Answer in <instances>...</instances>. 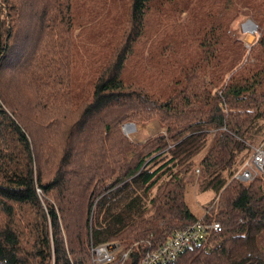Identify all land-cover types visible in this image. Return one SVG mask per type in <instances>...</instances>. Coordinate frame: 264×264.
I'll return each mask as SVG.
<instances>
[{"label":"trees","instance_id":"obj_1","mask_svg":"<svg viewBox=\"0 0 264 264\" xmlns=\"http://www.w3.org/2000/svg\"><path fill=\"white\" fill-rule=\"evenodd\" d=\"M155 120L144 142L122 131ZM248 143L264 145V0H0V264H93L111 241L138 264L199 219L222 230L172 264H264V173L235 177Z\"/></svg>","mask_w":264,"mask_h":264},{"label":"built area","instance_id":"obj_2","mask_svg":"<svg viewBox=\"0 0 264 264\" xmlns=\"http://www.w3.org/2000/svg\"><path fill=\"white\" fill-rule=\"evenodd\" d=\"M130 125H127L128 128ZM129 131V129H127ZM131 130V129H130ZM252 154L235 177L247 181L260 173H264V145L248 143ZM202 168L195 167L191 175L197 181L202 176ZM222 230L218 221L199 219L170 234L164 242L150 248L142 256L138 264H172L187 249L202 244L213 232ZM93 264H123L129 251H125L117 241L92 244Z\"/></svg>","mask_w":264,"mask_h":264},{"label":"rangeland","instance_id":"obj_3","mask_svg":"<svg viewBox=\"0 0 264 264\" xmlns=\"http://www.w3.org/2000/svg\"><path fill=\"white\" fill-rule=\"evenodd\" d=\"M251 22L254 24V29L246 28V22ZM234 28L238 30V33L242 35L246 44L251 46L256 43L260 36V31L257 24L251 18L242 17L234 23ZM127 125H130L126 128ZM129 129V131L127 130ZM131 129V130H130ZM122 131L131 140L135 142H144L146 139L157 136L160 132H163V128L158 124V121H146L143 123L126 122L122 126ZM206 151H202L195 158L196 165L191 169L187 176L188 187L186 189V198L190 204L191 209L201 215L205 212V208L209 201L213 198L215 193L213 191L200 192L198 190V182L201 179L198 178L197 181L192 177L191 172L195 167H201L203 172V167L199 163L201 157ZM203 175V174H202Z\"/></svg>","mask_w":264,"mask_h":264},{"label":"bare ground","instance_id":"obj_4","mask_svg":"<svg viewBox=\"0 0 264 264\" xmlns=\"http://www.w3.org/2000/svg\"><path fill=\"white\" fill-rule=\"evenodd\" d=\"M246 28H249V29H250V28H251V29L253 28V29H254V24H253L251 21L246 22V24H245V29H246Z\"/></svg>","mask_w":264,"mask_h":264},{"label":"water","instance_id":"obj_5","mask_svg":"<svg viewBox=\"0 0 264 264\" xmlns=\"http://www.w3.org/2000/svg\"><path fill=\"white\" fill-rule=\"evenodd\" d=\"M251 21V20H250Z\"/></svg>","mask_w":264,"mask_h":264}]
</instances>
